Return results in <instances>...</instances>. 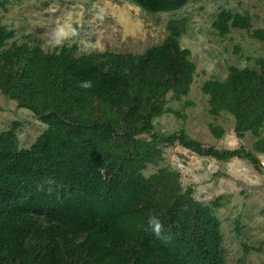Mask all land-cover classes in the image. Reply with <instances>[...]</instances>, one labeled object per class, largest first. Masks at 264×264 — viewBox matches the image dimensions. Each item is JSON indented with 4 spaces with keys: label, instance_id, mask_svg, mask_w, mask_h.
Masks as SVG:
<instances>
[{
    "label": "trees",
    "instance_id": "obj_1",
    "mask_svg": "<svg viewBox=\"0 0 264 264\" xmlns=\"http://www.w3.org/2000/svg\"><path fill=\"white\" fill-rule=\"evenodd\" d=\"M126 1L149 13L189 3ZM213 26L226 36L250 29L251 17L223 10ZM187 27L186 18L171 20L169 36L143 54H81L76 44L52 52L19 44L0 15V93L47 126L28 149L20 147L19 122L0 133V264H225L219 201H197L167 167L145 175L162 154L157 136L142 135L165 112L169 94H189L196 75L180 42ZM253 37L264 43V29ZM255 65L230 67L224 82L206 81L203 93L210 114L234 116L236 135L252 134L264 154V57ZM220 129L211 126L217 137ZM167 142L222 162L246 159L262 171L243 147L205 146L184 131Z\"/></svg>",
    "mask_w": 264,
    "mask_h": 264
},
{
    "label": "rangeland",
    "instance_id": "obj_2",
    "mask_svg": "<svg viewBox=\"0 0 264 264\" xmlns=\"http://www.w3.org/2000/svg\"><path fill=\"white\" fill-rule=\"evenodd\" d=\"M0 9L2 23L16 33L14 41L45 51L78 45L81 54H143L169 36L168 23L188 20L180 39L182 48L192 52L196 75L187 96L169 94L165 112L154 120L151 133L142 138H158L162 160L149 165L146 176L167 167L181 175L182 186L193 190L195 199L205 205L219 201L214 213L221 221L225 264H264V154L255 149L256 138L235 133L234 116L210 114L204 83L224 82L230 67L256 69L255 60L264 57V43L253 37L264 29V0H189L176 12L149 13L126 0H6ZM223 10L249 14L251 28L232 29L221 36L214 22ZM21 124L17 131L20 147L30 148L47 129L30 110L18 108L15 101L0 93V133ZM213 128H221L217 137ZM182 131L192 140L220 150L245 148L261 161L262 171L246 159L218 161L200 156L167 139ZM160 140V141H159Z\"/></svg>",
    "mask_w": 264,
    "mask_h": 264
},
{
    "label": "clouds",
    "instance_id": "obj_3",
    "mask_svg": "<svg viewBox=\"0 0 264 264\" xmlns=\"http://www.w3.org/2000/svg\"><path fill=\"white\" fill-rule=\"evenodd\" d=\"M85 86H86V87H87V86H90V84H86ZM150 223L154 225V231H155L157 234H159V232H160V228H161V225H160L159 221L156 220L155 217H153L152 220L150 221Z\"/></svg>",
    "mask_w": 264,
    "mask_h": 264
}]
</instances>
